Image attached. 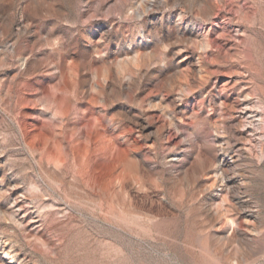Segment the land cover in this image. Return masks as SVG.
<instances>
[{"label": "rangeland", "instance_id": "374dc122", "mask_svg": "<svg viewBox=\"0 0 264 264\" xmlns=\"http://www.w3.org/2000/svg\"><path fill=\"white\" fill-rule=\"evenodd\" d=\"M10 261L264 264V0H0Z\"/></svg>", "mask_w": 264, "mask_h": 264}, {"label": "bare ground", "instance_id": "6f19581e", "mask_svg": "<svg viewBox=\"0 0 264 264\" xmlns=\"http://www.w3.org/2000/svg\"><path fill=\"white\" fill-rule=\"evenodd\" d=\"M223 89L227 90L228 87H227V89H226V87H223ZM239 96H241V95H239ZM239 96H237L236 98H234V100L231 101V96L226 91L225 95L223 96V99H224L223 105H226L227 104L228 107L231 108L232 110L238 109L240 107V104H241V101H240V97ZM257 116L262 117V114L261 115H257ZM251 118H253L254 121H255L256 116H252ZM227 165H229V164L227 163ZM222 173H225V170H223L221 172V174ZM10 257L11 258H14V256H12V255ZM8 264H14V263L12 261H10Z\"/></svg>", "mask_w": 264, "mask_h": 264}]
</instances>
